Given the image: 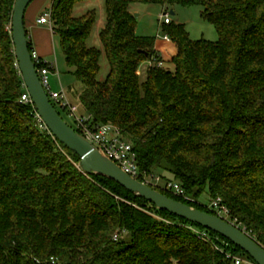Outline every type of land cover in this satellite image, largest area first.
<instances>
[{"label":"trees","instance_id":"obj_1","mask_svg":"<svg viewBox=\"0 0 264 264\" xmlns=\"http://www.w3.org/2000/svg\"><path fill=\"white\" fill-rule=\"evenodd\" d=\"M91 1L50 7L84 112L120 131L142 173L179 183L196 202L154 189L216 215L199 203L208 190L264 248V0H105L103 49L89 45L97 11L75 16ZM15 3L0 0V264H234L228 254L255 264L219 235L85 174L80 158L40 127L35 106L21 102ZM136 4L201 6L220 39L195 41L183 25H160L178 49L173 69L140 74L163 58L156 39L136 33ZM103 57L109 73L100 80Z\"/></svg>","mask_w":264,"mask_h":264},{"label":"water","instance_id":"obj_2","mask_svg":"<svg viewBox=\"0 0 264 264\" xmlns=\"http://www.w3.org/2000/svg\"><path fill=\"white\" fill-rule=\"evenodd\" d=\"M35 0H16L13 12L12 37L18 67L33 105L51 134L80 158L79 168L87 175H97L115 181L136 197L161 211L186 220L226 239L249 255L255 264H264V248L248 233L213 214L169 198L126 174L116 163L98 151L64 120L43 87L32 52L25 18Z\"/></svg>","mask_w":264,"mask_h":264},{"label":"built area","instance_id":"obj_3","mask_svg":"<svg viewBox=\"0 0 264 264\" xmlns=\"http://www.w3.org/2000/svg\"><path fill=\"white\" fill-rule=\"evenodd\" d=\"M38 22L39 24L49 25V27L53 30L51 8L44 14V16ZM160 23L161 25H169L172 23L171 17L168 12H165L164 15L161 17ZM160 40H163L166 43L172 42L171 38L168 35H165ZM156 51L160 54L157 49ZM32 56L35 63L48 65V67H44L38 71L43 87L49 95L51 101L57 104L61 108V110L68 116V118L73 122V127L75 128V131H77L80 135L87 139L98 151H100L111 161L116 163L126 174L130 175L132 178L152 188H163L167 191H170L177 197H180L190 202H196L195 200L191 199L186 195L184 189L179 183L164 181L161 176L155 174L142 173L140 171L137 161V155L134 152L133 146L123 138L120 131L112 124L95 125L94 117L90 114H81L79 112L80 108L72 104L65 90L62 89L60 92H53L51 89V82L49 76L56 65L43 62L34 50ZM146 64L149 68L154 66L163 68L165 62L164 60L161 62H157V60L154 59L148 61ZM21 102L24 104H33L32 99L27 90L23 95ZM37 120L38 124L42 129H48L45 123L43 122L42 118L38 114ZM209 209L214 211L217 216L234 224L235 226L241 229L240 226L236 225L231 221L230 212L226 206L222 205L221 199L212 201V205ZM197 234L202 240L210 242L209 237L205 233L197 232ZM227 258L232 260L234 264H252L250 261H246L240 257L233 256L231 254H228Z\"/></svg>","mask_w":264,"mask_h":264},{"label":"rangeland","instance_id":"obj_4","mask_svg":"<svg viewBox=\"0 0 264 264\" xmlns=\"http://www.w3.org/2000/svg\"><path fill=\"white\" fill-rule=\"evenodd\" d=\"M95 9L98 14V22L95 27L94 34L90 40L89 45L95 46L99 49H103L102 43L100 41V32L106 24V9H105V0H93L90 3H86L81 8L77 9L75 16L86 13L87 10ZM134 15L136 16V33L140 37L154 38L160 40L163 38L166 33L164 28L161 25V17L165 12H168L171 20L176 25H183L186 28V31L190 34L191 38L195 41L207 40L210 42H218L220 36L213 24L208 22L203 17V8L201 6H191L185 7L182 5H174L163 7L161 5H144L136 4L132 8ZM60 39L57 36L58 43V71L56 73V78L54 83L50 81L52 86L59 84V75L63 80V86L66 91H68L71 96V101L80 108V113L84 112L81 106L79 95L83 89L81 83H79L76 77L70 72L65 55L60 45ZM102 70L99 75L100 80H104L109 73V63L106 57L102 58L101 61ZM148 68V66H147ZM145 67V69H147ZM168 69H173L172 65H167ZM142 71V69H141ZM143 73V71H142ZM141 73V74H142ZM144 74V73H143ZM49 78H52L50 74ZM60 88V86H59ZM57 109L62 114L63 118L70 124L73 125V122L68 118V116L61 110L57 105ZM158 174V173H157ZM156 174V175H157ZM199 203L210 208L212 205V200L210 199L209 192L206 190L202 197L199 199ZM252 263V262H251ZM253 264V263H252Z\"/></svg>","mask_w":264,"mask_h":264},{"label":"crops","instance_id":"obj_5","mask_svg":"<svg viewBox=\"0 0 264 264\" xmlns=\"http://www.w3.org/2000/svg\"><path fill=\"white\" fill-rule=\"evenodd\" d=\"M51 4L52 0H35L27 10L25 25L26 30L28 32V37L33 46V50L37 53V55L43 62L56 65L53 71L51 72L52 78L50 79V81H53L55 80L56 73L58 71L57 36L55 35L54 31L49 27V25L39 24L38 22L50 9ZM156 49L160 52V55L162 56L165 62L164 67H167L168 63L178 53V49L175 43H166L163 40L156 41ZM145 67L147 68V64H144L142 66V71L145 70ZM142 71H140V74L142 73ZM53 82L56 83L55 81ZM58 83L59 84H54L53 86L51 84V89L53 92H60L62 89L65 90L63 86V80L62 78H60V75ZM66 92L70 98L71 96L69 95L68 91ZM72 104L77 106L73 102ZM82 112H84V110ZM83 114L86 113L84 112Z\"/></svg>","mask_w":264,"mask_h":264}]
</instances>
